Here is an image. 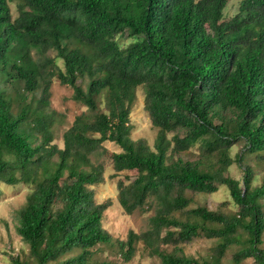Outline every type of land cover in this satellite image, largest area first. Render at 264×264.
<instances>
[{"label": "trees", "instance_id": "16d2710c", "mask_svg": "<svg viewBox=\"0 0 264 264\" xmlns=\"http://www.w3.org/2000/svg\"><path fill=\"white\" fill-rule=\"evenodd\" d=\"M226 3L0 0V181L31 185L16 213L29 258L15 256L10 264H119L96 259L98 246L112 243L126 262L137 241L161 264H225L232 245L233 264H264V178L253 185L245 162L247 154L264 157V0H240L222 20ZM121 33L133 41L120 47ZM53 77L86 106L62 132L61 147L48 108ZM7 83L22 84L11 94ZM140 85L157 128L152 146L130 137ZM38 89L41 95L30 97ZM104 141L121 149L110 154L114 174L136 172L117 182L120 206L128 214L152 210L145 230H129L125 240L102 226L108 203H97L88 187L103 181L92 155L107 152ZM236 142L242 147L232 158ZM195 144L197 159L178 155ZM233 161L240 179L225 174ZM218 185L227 187L236 211L190 206L189 192H215ZM198 237L216 240L209 258L180 251L179 244Z\"/></svg>", "mask_w": 264, "mask_h": 264}, {"label": "rangeland", "instance_id": "374dc122", "mask_svg": "<svg viewBox=\"0 0 264 264\" xmlns=\"http://www.w3.org/2000/svg\"><path fill=\"white\" fill-rule=\"evenodd\" d=\"M240 0H227L226 6L223 10L222 20H228L232 17L239 5ZM12 17L17 15L16 1L9 2ZM133 37L127 33L117 35V43L120 47H124L133 41ZM50 56H54L55 52L50 51ZM58 66L62 67V60L55 59ZM20 84L7 83V91L14 93ZM83 85V84H82ZM49 105L48 108L54 112V122L52 124V131L54 134L53 142L58 146L63 145L62 132L69 127L74 117L82 111H86V106L72 98L73 89L67 84H61L56 77H53L49 87ZM41 95V89L36 90L30 97L35 99ZM143 87L137 86L135 89V98L130 111V137L132 139L143 138L152 146L156 137L157 128L154 127L150 118L143 107L144 99ZM100 108H104V104H100ZM173 133H169L170 137ZM182 134V132H180ZM103 146L107 152L97 153L92 155V159L103 166V181L88 187L93 190L94 200L97 203H108L107 208L102 215V226L110 233L112 238L125 240L129 230L140 232L145 230L148 224V217L152 214V210L142 211L135 210L128 214L120 206L118 202L117 182L122 181L128 183L136 174L134 170H123L114 174L111 163V152H118L121 149L118 145L111 141H104ZM242 147L241 142L234 143L229 149V155L234 158L235 154L240 151ZM184 159L194 160L200 155L198 144L193 145L187 151L178 153ZM177 155H175L176 157ZM245 162L252 166L254 170L253 185H258L264 178V157L258 159L252 154H247ZM225 174L230 175L236 179H240L242 171L236 164L232 162ZM31 190V185L26 182H19L13 185H7L0 181V264H10L12 257L29 258L28 246L21 239L16 232L17 225V210L20 209L25 201L28 193ZM191 202L190 206H204L209 210L221 211L224 213H232L236 211L237 207L231 201L229 192L226 186L218 185L215 192L197 193L189 192ZM264 210V209H263ZM216 243L215 239L198 237L190 242L179 244V249L182 253L193 256L195 258H209L213 253V247ZM237 245L230 246L222 261L225 264H233L232 253L237 249ZM261 247L264 249V233L262 235ZM172 246L168 245L166 249L171 250ZM95 258L99 260H117L119 264H161L159 258L151 256L147 249L143 246L141 241H137L135 246V254L129 261H122L118 256L117 247L112 243H104L98 246L95 252ZM240 264H254L252 258H247Z\"/></svg>", "mask_w": 264, "mask_h": 264}]
</instances>
